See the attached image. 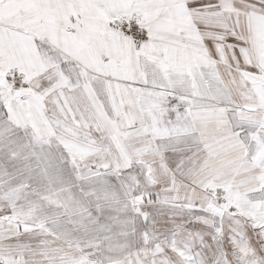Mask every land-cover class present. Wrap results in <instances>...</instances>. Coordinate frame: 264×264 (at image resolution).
<instances>
[{
  "label": "snow or ice",
  "instance_id": "obj_1",
  "mask_svg": "<svg viewBox=\"0 0 264 264\" xmlns=\"http://www.w3.org/2000/svg\"><path fill=\"white\" fill-rule=\"evenodd\" d=\"M0 264H264V0H0Z\"/></svg>",
  "mask_w": 264,
  "mask_h": 264
}]
</instances>
